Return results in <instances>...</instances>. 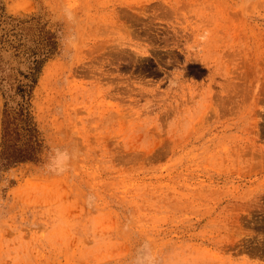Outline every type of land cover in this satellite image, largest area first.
I'll return each mask as SVG.
<instances>
[{
	"label": "rangeland",
	"instance_id": "rangeland-1",
	"mask_svg": "<svg viewBox=\"0 0 264 264\" xmlns=\"http://www.w3.org/2000/svg\"><path fill=\"white\" fill-rule=\"evenodd\" d=\"M5 118L0 264H264V0H0Z\"/></svg>",
	"mask_w": 264,
	"mask_h": 264
},
{
	"label": "trees",
	"instance_id": "trees-1",
	"mask_svg": "<svg viewBox=\"0 0 264 264\" xmlns=\"http://www.w3.org/2000/svg\"><path fill=\"white\" fill-rule=\"evenodd\" d=\"M35 69V68H33ZM21 92L23 90H20ZM21 115V114H20ZM11 122L5 118L3 120V134H2V149L0 151V164L6 165L13 162H20L24 160L33 159L35 152V141L34 136L30 133V137L28 141L24 143L25 146L17 147L14 143H10L11 141V133L12 130L9 128V124ZM24 123L26 125L25 129L28 132H32V128L27 124L26 118H24Z\"/></svg>",
	"mask_w": 264,
	"mask_h": 264
}]
</instances>
